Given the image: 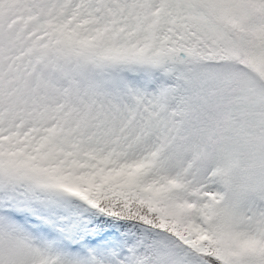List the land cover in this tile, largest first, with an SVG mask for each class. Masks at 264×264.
I'll return each mask as SVG.
<instances>
[{
	"label": "snow or ice",
	"instance_id": "obj_1",
	"mask_svg": "<svg viewBox=\"0 0 264 264\" xmlns=\"http://www.w3.org/2000/svg\"><path fill=\"white\" fill-rule=\"evenodd\" d=\"M0 264H264V0H0Z\"/></svg>",
	"mask_w": 264,
	"mask_h": 264
}]
</instances>
